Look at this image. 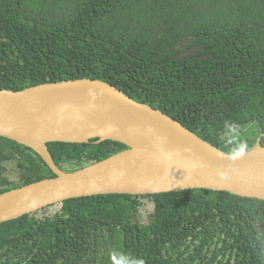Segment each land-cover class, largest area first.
<instances>
[{
    "label": "trees",
    "instance_id": "1",
    "mask_svg": "<svg viewBox=\"0 0 264 264\" xmlns=\"http://www.w3.org/2000/svg\"><path fill=\"white\" fill-rule=\"evenodd\" d=\"M187 37L212 56L175 58L168 46ZM78 78L108 81L227 152L264 146V0H0V88ZM97 140L48 147L68 172L128 148ZM53 176L0 136V194ZM0 264H264V199L75 197L0 222Z\"/></svg>",
    "mask_w": 264,
    "mask_h": 264
},
{
    "label": "water",
    "instance_id": "2",
    "mask_svg": "<svg viewBox=\"0 0 264 264\" xmlns=\"http://www.w3.org/2000/svg\"><path fill=\"white\" fill-rule=\"evenodd\" d=\"M203 50L199 44L183 54ZM208 56L212 55L202 57ZM0 136L33 148L56 174L1 193L0 222L97 194L209 188L264 199L261 138L251 150L227 152L163 110L102 79L0 88ZM93 138L120 141L128 148L68 172L58 166L48 147L53 141L85 143Z\"/></svg>",
    "mask_w": 264,
    "mask_h": 264
},
{
    "label": "flooded vegetation",
    "instance_id": "3",
    "mask_svg": "<svg viewBox=\"0 0 264 264\" xmlns=\"http://www.w3.org/2000/svg\"><path fill=\"white\" fill-rule=\"evenodd\" d=\"M186 39H189L188 41H185ZM186 39H182L181 41H178L177 45L175 47H172V46H168L167 50L169 52H173V56L175 58H181V57H185L183 52L193 48L194 46H197L199 44H192V38H189L187 37ZM183 43V44H182ZM204 51V50H203ZM201 51H197V52H192L191 54H199ZM189 54V55H191ZM189 55H186V56H189ZM206 54H199V57H202Z\"/></svg>",
    "mask_w": 264,
    "mask_h": 264
},
{
    "label": "rangeland",
    "instance_id": "4",
    "mask_svg": "<svg viewBox=\"0 0 264 264\" xmlns=\"http://www.w3.org/2000/svg\"><path fill=\"white\" fill-rule=\"evenodd\" d=\"M146 202L149 204V201L148 200H146Z\"/></svg>",
    "mask_w": 264,
    "mask_h": 264
}]
</instances>
